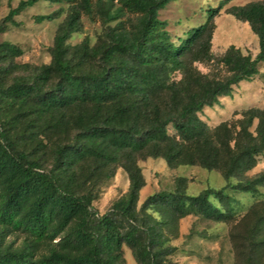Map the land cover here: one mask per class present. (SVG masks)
Returning a JSON list of instances; mask_svg holds the SVG:
<instances>
[{
	"label": "trees",
	"instance_id": "1",
	"mask_svg": "<svg viewBox=\"0 0 264 264\" xmlns=\"http://www.w3.org/2000/svg\"><path fill=\"white\" fill-rule=\"evenodd\" d=\"M39 1L12 7L0 35L7 21ZM45 1L70 6L50 63L33 76L12 77L13 61L24 50L0 41V264H127L124 245L137 264H169L181 219L230 221L236 195H257L264 187V170L249 175L264 157V108L215 126L199 115L261 74L264 0L228 10L257 34L256 56L231 45L219 58L211 50L215 17L228 0L210 7L207 20L178 42L160 18L175 0ZM83 14H99L106 25L93 46L88 39L70 43ZM148 157L162 158L170 168L218 171L226 184L194 195L187 178L178 177L175 188L141 203L147 180L139 160ZM120 167L129 188L100 213L94 206L98 188ZM241 222L246 264H264V200L251 205ZM18 233L24 236L20 246L7 243Z\"/></svg>",
	"mask_w": 264,
	"mask_h": 264
},
{
	"label": "rangeland",
	"instance_id": "2",
	"mask_svg": "<svg viewBox=\"0 0 264 264\" xmlns=\"http://www.w3.org/2000/svg\"><path fill=\"white\" fill-rule=\"evenodd\" d=\"M21 0H2L0 6V22L8 15L12 7H17ZM223 0H175L160 11V18L168 22V29L173 39L185 37L189 29L203 24L207 20L210 7H216ZM252 1L263 0H228L220 13L215 17V30L212 37V53L221 57L231 45L240 48L244 54L256 56L259 52V38L248 22L237 19L228 10L235 5H245ZM70 12L68 4H57L41 0L5 23L6 30L0 35V41H9L24 50L22 56L14 59L17 65L12 77H30L37 68L52 60L51 49L55 36ZM52 14V20L39 22V15ZM81 30L70 39L72 45L80 44L88 39L95 45L106 25L99 14L93 17L83 14ZM114 24V23H113ZM202 72H209L210 66L197 63ZM261 74L251 80H243L234 86L230 95L221 97L213 106H207L199 113L200 117L212 126L225 121L242 118L243 112L252 107L264 108V64ZM258 120L255 121V129ZM170 132L173 128L170 127ZM139 164L147 180L141 192V203L151 194L160 190L176 187L178 177L187 178V192L198 194L207 187L220 188L226 180L218 171H209L201 166L181 165L170 168L164 159L148 157L140 159ZM264 170V157L249 175ZM130 182L123 168H118L115 175L98 188L94 206L100 213H106L112 204L124 195ZM236 217L230 221H215L198 215H188L180 220L179 235L173 237L171 244L177 250L169 258V264H246V249L243 235L246 225L241 222L248 208L258 201L264 200V187L257 195L238 194ZM152 212L158 216L154 210ZM24 236L11 234L7 243L20 246ZM127 264H137L133 250L124 245Z\"/></svg>",
	"mask_w": 264,
	"mask_h": 264
}]
</instances>
